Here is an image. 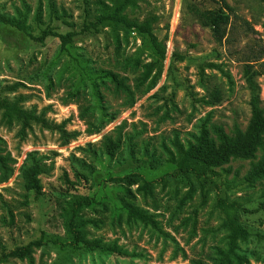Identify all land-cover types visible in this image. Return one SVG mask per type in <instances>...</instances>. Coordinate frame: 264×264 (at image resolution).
<instances>
[{
	"label": "rangeland",
	"instance_id": "rangeland-1",
	"mask_svg": "<svg viewBox=\"0 0 264 264\" xmlns=\"http://www.w3.org/2000/svg\"><path fill=\"white\" fill-rule=\"evenodd\" d=\"M50 1L0 0V15L25 18L28 27L0 20V96L24 95L25 108L46 110V118L70 134L64 140L59 128L32 123L22 138L20 125L7 126L0 112V154L9 158L0 166V256L7 255L0 264H30L11 252L35 241L33 264H216L228 233L220 226L221 198L241 206L239 222L250 231L238 243L243 264H264V179H248L264 149L254 159L216 167L205 188L194 176L177 174L167 151L176 137L194 142L205 119L216 140V128L230 134L236 125L246 128L248 66L257 72L264 108V1L226 0L233 10L218 43L195 11L218 9V0H138L126 13L140 20L157 14L160 35L168 32L161 73L150 84H139L142 65L152 59L140 33L82 30L86 8L94 18L110 0H52L54 14ZM44 29L51 33L39 40ZM68 32L75 35L64 47L56 34ZM109 71L125 80L131 95L115 88ZM16 82L22 85L6 89ZM109 143L116 146L112 153ZM35 163L43 170L38 192L27 190L24 180ZM126 174H135L132 181L118 179ZM143 180L153 181L147 195ZM81 195L91 198L89 206L76 205ZM127 204L154 215L171 237L128 221ZM72 219L92 220L88 238L127 253L85 246Z\"/></svg>",
	"mask_w": 264,
	"mask_h": 264
},
{
	"label": "trees",
	"instance_id": "trees-1",
	"mask_svg": "<svg viewBox=\"0 0 264 264\" xmlns=\"http://www.w3.org/2000/svg\"><path fill=\"white\" fill-rule=\"evenodd\" d=\"M221 6L218 9L201 11L195 8L196 13L200 16L201 21L208 26L214 39L218 43H222L226 38L228 31V24L230 23V11L232 7L226 0H218ZM264 1V0H263ZM86 3L87 0H84ZM139 6L138 0H110L109 4H103L100 13L94 18L89 17L88 8H86L87 15L83 23V32H88L91 35L99 33H106L107 29L114 34L119 35L123 32L124 35L131 31L140 33L144 40L148 43L152 59L142 65V72L139 78V84L154 82L161 73V64L166 58V41L168 40V32L160 35L157 23L160 17L157 14L151 13L143 19L130 17L126 10L128 8L136 9ZM51 14L56 12L55 4L51 0L49 3ZM35 19L38 23L42 21V8L39 6L35 13ZM0 20L10 25L17 27L20 30L27 31L28 27L25 18L11 17L7 15H0ZM48 30L44 29L41 36L37 37L43 40L48 34ZM53 33V32H52ZM60 36L62 45L65 47L73 40L75 32H68L66 34H56ZM119 48V43L116 49ZM131 60L129 59L128 62ZM134 65H138L135 61ZM247 86L250 90V106L251 118L245 129L236 125L233 133L230 134L222 127L216 128L217 140L210 136L207 126L208 120L201 121L197 135L194 137V142L184 144L177 137L174 138L172 144L173 149L167 148L169 159L176 165L175 172L181 176H194L201 182L203 188L205 184L211 180L212 175L216 174L215 168L227 164L232 159H254L258 150L264 149V108L261 105L260 86L255 79L256 71L248 66L245 71ZM106 76L114 84L117 90L132 94V90L123 78H120L113 72H106ZM22 84L16 82L13 85L6 87L7 90H16ZM26 97L24 95H17L13 99L6 96H0V112L1 121L7 126H12L14 123L20 125L19 135L23 138L26 135V130L31 127L32 123L40 124L46 128H59L64 140L70 136L62 126L56 125L46 118V110L38 112L36 108H25L22 103ZM116 146L108 144V152L112 153ZM8 156L0 154V166L5 167ZM43 172L38 163L24 170L25 187L32 192H38L41 189L40 174ZM135 174H126L119 177V180L132 181ZM139 175V174H136ZM249 181L264 179V155L261 159L253 163L248 174ZM153 181L143 180L140 189L145 195L151 193ZM76 205L78 207L89 206L91 198L88 196H77ZM221 208V224L220 226L227 230V246L226 248L218 249L216 256V264H237L244 263V257L239 253V241L249 236L250 231L239 222V210L241 206L237 203L230 202L227 199L221 198L218 201ZM128 221H137L145 225L152 226L158 233L165 237H171L159 227L154 215L148 211L131 204H127ZM77 211V209L75 210ZM92 220L84 219L78 221L72 219L75 237L81 241L85 246L90 248H103L112 250L119 254L127 253L115 243H105L98 238H88L87 225ZM173 239V238H172ZM39 241L30 242L24 246L16 247L11 254L21 258L28 257L30 264H33L32 246L38 244ZM7 259V255L0 256V262Z\"/></svg>",
	"mask_w": 264,
	"mask_h": 264
}]
</instances>
